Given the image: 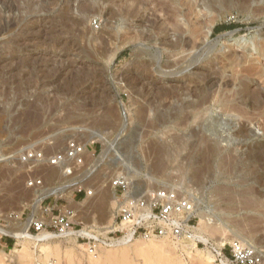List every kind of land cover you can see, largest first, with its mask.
Segmentation results:
<instances>
[{
  "label": "rangeland",
  "instance_id": "obj_1",
  "mask_svg": "<svg viewBox=\"0 0 264 264\" xmlns=\"http://www.w3.org/2000/svg\"><path fill=\"white\" fill-rule=\"evenodd\" d=\"M181 12L195 34L179 29ZM138 21L142 27H135ZM223 23L236 26L215 31ZM146 29L172 40L181 33L184 46L164 49L140 39ZM168 81L176 86L171 94L161 87ZM263 96L264 0H0V227H9L10 214L25 221L40 199L34 219L71 209L73 229L110 232L106 222L117 209L112 180L129 174L134 188L170 186L192 194L208 222L236 220L238 228L229 223L216 236L230 242L231 233L247 235L243 242L259 249L264 264ZM94 132L113 141L108 154L104 142L91 138ZM71 139L86 142L88 152L68 175L86 184L41 196L64 181L49 157ZM159 144L160 159L153 150ZM28 153L42 157L22 160ZM37 178L40 187L30 185ZM100 184L106 191L101 210L87 194ZM221 192L256 207L233 204L238 212L221 213L215 209L225 205L218 202ZM195 221L198 227L197 215ZM44 230L55 237L25 245L0 232V264H88L86 236ZM20 250L28 252L25 258ZM139 251L114 254L109 264L149 263ZM190 252L176 256L197 264L203 255ZM158 258L150 264H164Z\"/></svg>",
  "mask_w": 264,
  "mask_h": 264
},
{
  "label": "built area",
  "instance_id": "obj_2",
  "mask_svg": "<svg viewBox=\"0 0 264 264\" xmlns=\"http://www.w3.org/2000/svg\"><path fill=\"white\" fill-rule=\"evenodd\" d=\"M85 150V145L71 139L64 150L49 157V164L59 167L66 162L64 170L67 175L72 174L74 168L83 163ZM39 157H42L39 153H28L22 156V160ZM130 183L129 177L125 175H119L112 180L119 206L109 233L113 236L128 235L132 239L166 238L178 243L195 242L196 246L205 245L195 235V196L169 186L154 189L133 188ZM41 184L42 178L34 179L30 183L36 186ZM75 216L74 210L71 209L61 210L57 214L51 213L48 218L32 220L28 231L38 233L50 227L59 235H64L74 228ZM88 240V253L96 255L95 240ZM208 248L212 254L211 264H260L262 259V254L256 246L236 239L223 242L220 246L209 245Z\"/></svg>",
  "mask_w": 264,
  "mask_h": 264
},
{
  "label": "bare ground",
  "instance_id": "obj_3",
  "mask_svg": "<svg viewBox=\"0 0 264 264\" xmlns=\"http://www.w3.org/2000/svg\"><path fill=\"white\" fill-rule=\"evenodd\" d=\"M192 6H194V3H190V8L191 9H192ZM194 9H196V8H194ZM180 16H181V18L179 19V21H180L179 29L181 30V32H190L191 35H193L194 31L196 30V27H193V30L194 31L189 30V28L187 29L186 22H185L186 20L184 19L186 15L182 14V12H181V15ZM147 20L148 19H145L144 20V23ZM141 23H142L141 21L136 22L135 23L136 24L135 27H138V28L139 27H142L141 26ZM193 25H194V23H193ZM208 32H209V28H208V31L206 33H208ZM139 34H140L139 35V38L140 39H143L145 41L152 40L155 43L158 42V44L162 48H164V49L165 48H167V49L168 48H179V49H182V47L184 46V45L181 46V44L184 42V38H183V35L181 33L174 34L175 36L173 35L174 37H176L175 40H172V39L168 38L169 35L167 36L166 34L163 35V36L161 34V36L156 35V36L153 37L151 34H149V30H147V29H146V32L140 30L139 31ZM194 41L195 40H193V41H191L189 43L191 47H194L195 46L196 43ZM119 49H120L119 47H116V49H115V51H114V53L112 55L113 57L116 55V52ZM160 83H162V82H160ZM168 83H169V81L168 82H164L161 85L162 89L166 93H170L171 89H176L175 84L174 85H171L172 84L171 83L170 85H168ZM159 86H160V84H159ZM206 95H208V94H206ZM208 97L209 96H205V98H208ZM91 138L98 139V140L104 142V144H106V147H105V148H107L106 149V154H108V152L113 149V144H112L113 141L111 143L108 142L107 141V138L105 136H103L102 134L95 133ZM79 142L82 143V145H85L86 144V142H82V141H79ZM163 146L164 145H161V144L154 145L153 146L154 154L159 159H160L161 156H163L162 154L165 153ZM87 152L88 151L85 150V154H87ZM120 157H121V155H120ZM120 157H119V159H120ZM31 160L32 161H39L38 159H31ZM121 160L123 161L124 159H121ZM198 160H199V158H198ZM66 166H67V163L66 162H64L63 164H60L59 165L60 171H61V176H62L61 179L64 180L62 182V184L66 183V181H68L67 178H69L70 176H72V175H67L66 174V171L64 170V168ZM79 166H77V167H79ZM79 168H81V166ZM49 169H50V167H49ZM127 176L129 177V179L131 181L130 187H133L134 188V186H133V181L134 180H132L133 177L130 176L129 174ZM146 178L149 179V176H147ZM69 179H70V182L68 181L69 183H66L63 186L61 184V185H59L57 187L50 188V189L44 188L41 191V193H40L41 196L52 194V195H55L57 197L60 194H63V195L64 194H69L74 189V187H80V186H83L84 184H86V183H84L83 180H85V179H83V178H79L78 179L76 177H72V178H69ZM36 187H40V186H36ZM161 187H163V186H161ZM220 187H218V190L220 189L222 191L226 188V186H224V189L223 188H220ZM103 188H104V186L100 184V186H97V187L93 188L92 191H89L87 193V194H94V196H96V199L95 200L93 198L88 197V196L85 198L86 200H88L87 202H91L90 199H93L94 201L91 202V203L94 204V205H96V206H98L100 208V210H101V208L104 206V204L106 202V194L104 193L106 191L103 192V190H104ZM145 188H148V189H152L153 188L154 189V187H150V186L149 187H145ZM156 188H159V187H156ZM227 189H229V188H227ZM241 191H242V189H241ZM244 191L246 192V190H244ZM217 194H218V202H224L225 203V205L223 207H216L215 206L216 207L215 209H218L219 212H221V213H228V212L230 213V212H233V211H237L238 212L239 209H242V208H250V207L251 208H254V207H256V206H253L252 207V205L255 204L254 201H252L250 199H245L246 197H244L242 199H240L241 198L240 197L238 199L237 196H234V194H231V193L221 192V193H217ZM217 194H215V196ZM39 200L40 199H37L35 201V205H33L34 211L32 212V214L25 221L19 220L18 217H16V215L14 217L13 215L10 214L9 215V218L7 216L6 220L8 219L7 221L9 222L10 225L6 229L0 227V232L1 233H4L6 235H10V236L14 237L17 242L23 243L24 245L27 242H29L30 240H40L41 241V240H46V239H50L52 237H55L54 234H51V233L47 232L44 229L41 230L40 232H38L36 235H33V234H31L28 231V228H29L30 223L32 222V220H34L33 213L37 209V205L39 203ZM197 200H196L195 210H196V215L199 217V223H198V227H196V229H195V235H196V238L198 240L203 241L207 245V247L205 245V248L203 250L202 249L201 250L198 249V246H196L195 242H190L189 244H185V243H178V242H175V241L173 242V241H171L169 239H166V238L144 240V239H140V238L132 239L128 235L108 236L107 235V232H109V230H106V231L102 230L103 232H101V233H102V236L103 237L101 239V238H99V234H101L100 231H99L100 229L95 230L94 228H90L92 225L91 226L89 225L90 227L89 226H86V225H83V228L82 229H79V230L78 229H72V230L68 231L66 234H64L63 236L71 237V236H76V235H79L80 234V235L86 236L88 239L94 238L96 241L99 242V243H96L97 254L96 255H92L90 253L88 254V256H89L88 259H87L88 264H105V263L106 264H109V262L111 260H114L116 258L114 254H120V253H126V252H136V254H137V251H139V250H140L139 252H142L141 255L144 254L145 256L146 255L147 256H150L149 257V260L152 258L153 260H157L158 259L157 261L161 262V259H159L161 257L158 258V256H162V261L164 262V264H184V261L182 259H180V257L176 256V253L179 251V252H182V253H185V254L189 255L191 253L190 252L191 249H195L198 254L203 255L202 258L198 259L199 261L197 260V264H211L210 260H212V254H211V251L209 250L208 246L209 245H211V246H213V245L220 246L224 242V240L227 239L226 235L221 237V236H216V233H224L225 230H226L224 226L225 225H228L229 223H230V225H235L237 228H238V225H241V224L235 223L236 220H234V222H233V220L228 221V220H226L227 217L225 218L226 222H224V223L221 222L218 225H215V223H211L210 221L208 222L207 221L209 219L208 214H207V212L205 210H203V209H201L199 207V203L200 202L198 203ZM111 202H112V204H115L116 205V208H118L119 202H118V199L116 198V196L114 194L111 195ZM92 204H91V206H92ZM233 204L240 205L239 209H238V207H236L237 209H234L233 210V207H232ZM217 206H219V205H217ZM82 210H84V209H82ZM89 211H90V208H89ZM240 212H241V210H240ZM114 216H115V214L113 215L112 218H108L107 219L108 216L106 217L107 222L106 221L105 222L107 224H109V227H112V225L114 223V219H113ZM221 217L223 218V216H221ZM100 218L102 219V217H100ZM232 219H234V218H232ZM103 220H105L104 217H103ZM239 221L241 222L242 220H239ZM242 223L245 224L244 220H243ZM104 227L105 228H108V226L106 227V225ZM234 229H235V227H234ZM93 232H96V234H93ZM205 235L208 236V238L205 237ZM246 236H243V235H241V234H239L237 232H234V233H231V235L229 236V238L232 239V240L233 239H236V240H240V241H246V239H247ZM211 238H214L215 241H209V239H211ZM211 240H213V239H211ZM14 248L16 249L15 246H14ZM115 250L118 251V253H115ZM20 251H22V250H20ZM87 251H88V249H87ZM26 253H28V252H25V251L23 252L22 251V253L20 255H18V257L25 258V255H27ZM167 255H169V257H172L173 259H170V258L169 259H167V258L166 259H163V257H165V256L168 257ZM145 256H143V257H145ZM179 256H181V255H179ZM154 258H157V259H154ZM152 259L150 260L151 262L149 260H146V263L148 261H149V263H147V264L152 263Z\"/></svg>",
  "mask_w": 264,
  "mask_h": 264
},
{
  "label": "trees",
  "instance_id": "obj_4",
  "mask_svg": "<svg viewBox=\"0 0 264 264\" xmlns=\"http://www.w3.org/2000/svg\"><path fill=\"white\" fill-rule=\"evenodd\" d=\"M236 25L233 24V23H223V24H220L218 26L215 27V31H221V30H224V29H232L234 28Z\"/></svg>",
  "mask_w": 264,
  "mask_h": 264
},
{
  "label": "crops",
  "instance_id": "obj_5",
  "mask_svg": "<svg viewBox=\"0 0 264 264\" xmlns=\"http://www.w3.org/2000/svg\"><path fill=\"white\" fill-rule=\"evenodd\" d=\"M91 151V150H90Z\"/></svg>",
  "mask_w": 264,
  "mask_h": 264
}]
</instances>
